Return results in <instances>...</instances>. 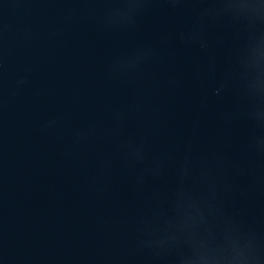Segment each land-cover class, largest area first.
Here are the masks:
<instances>
[{"label":"water","instance_id":"obj_1","mask_svg":"<svg viewBox=\"0 0 264 264\" xmlns=\"http://www.w3.org/2000/svg\"><path fill=\"white\" fill-rule=\"evenodd\" d=\"M0 264H264V0H0Z\"/></svg>","mask_w":264,"mask_h":264}]
</instances>
